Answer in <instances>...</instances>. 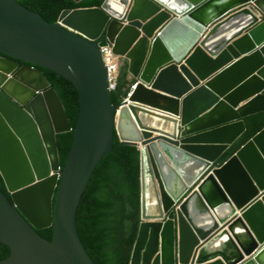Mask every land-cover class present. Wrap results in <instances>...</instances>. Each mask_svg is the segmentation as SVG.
Wrapping results in <instances>:
<instances>
[{
	"label": "water",
	"instance_id": "1",
	"mask_svg": "<svg viewBox=\"0 0 264 264\" xmlns=\"http://www.w3.org/2000/svg\"><path fill=\"white\" fill-rule=\"evenodd\" d=\"M108 44L132 76L120 104ZM0 54V264H95L76 214L115 133L140 149L130 264H264V129L221 163L264 111V0H105L57 23L0 0ZM40 68L79 93L63 167L57 134L73 126Z\"/></svg>",
	"mask_w": 264,
	"mask_h": 264
},
{
	"label": "trees",
	"instance_id": "2",
	"mask_svg": "<svg viewBox=\"0 0 264 264\" xmlns=\"http://www.w3.org/2000/svg\"><path fill=\"white\" fill-rule=\"evenodd\" d=\"M104 1L19 0V3L30 11L42 15L47 22L57 23L63 11L100 7ZM41 70L45 72L51 86L59 94L73 126L71 131L57 134L60 164L63 167L73 143L74 128L80 112L79 93L65 76L53 70ZM130 82L127 77L119 76L116 89L111 91L113 103L122 102ZM246 123L247 131L223 155L221 163L230 159L264 129V111L248 116ZM140 164L139 147L121 142L115 133L111 152L105 154L99 161L82 194L76 214L77 229L95 264H130L141 223ZM0 187L7 193L1 174ZM38 232L45 238H53V226L40 229ZM10 252V247L0 242V260L6 258Z\"/></svg>",
	"mask_w": 264,
	"mask_h": 264
},
{
	"label": "built area",
	"instance_id": "3",
	"mask_svg": "<svg viewBox=\"0 0 264 264\" xmlns=\"http://www.w3.org/2000/svg\"><path fill=\"white\" fill-rule=\"evenodd\" d=\"M100 51L104 64L107 68L109 90L113 91L117 87L120 70L124 64V59L113 52V47L110 44L100 47ZM135 86L136 84H132L130 89H134ZM130 94V90H128L127 95L123 98L122 102H124Z\"/></svg>",
	"mask_w": 264,
	"mask_h": 264
},
{
	"label": "clouds",
	"instance_id": "4",
	"mask_svg": "<svg viewBox=\"0 0 264 264\" xmlns=\"http://www.w3.org/2000/svg\"><path fill=\"white\" fill-rule=\"evenodd\" d=\"M124 66H125V61H124V64H123L122 68H123ZM122 68H121V69H122ZM120 71H121V70H120ZM119 76H120V75H119ZM129 89H130V88H129Z\"/></svg>",
	"mask_w": 264,
	"mask_h": 264
},
{
	"label": "crops",
	"instance_id": "5",
	"mask_svg": "<svg viewBox=\"0 0 264 264\" xmlns=\"http://www.w3.org/2000/svg\"><path fill=\"white\" fill-rule=\"evenodd\" d=\"M132 76L128 77L129 80H131ZM156 134V133H155Z\"/></svg>",
	"mask_w": 264,
	"mask_h": 264
}]
</instances>
